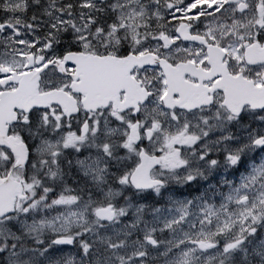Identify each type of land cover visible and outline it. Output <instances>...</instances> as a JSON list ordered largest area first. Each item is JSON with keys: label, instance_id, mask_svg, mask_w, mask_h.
<instances>
[{"label": "snow or ice", "instance_id": "1", "mask_svg": "<svg viewBox=\"0 0 264 264\" xmlns=\"http://www.w3.org/2000/svg\"><path fill=\"white\" fill-rule=\"evenodd\" d=\"M0 264H264V0H0Z\"/></svg>", "mask_w": 264, "mask_h": 264}]
</instances>
